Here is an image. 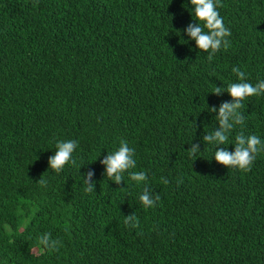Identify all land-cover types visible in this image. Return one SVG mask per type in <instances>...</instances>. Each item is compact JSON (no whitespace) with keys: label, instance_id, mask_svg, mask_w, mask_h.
<instances>
[{"label":"trees","instance_id":"trees-1","mask_svg":"<svg viewBox=\"0 0 264 264\" xmlns=\"http://www.w3.org/2000/svg\"><path fill=\"white\" fill-rule=\"evenodd\" d=\"M221 3L231 46L209 61L183 31L190 0H0V264H264V152L242 172L203 141L232 68L264 80V0ZM242 112L230 152L241 130L264 141V95ZM68 140L76 165L57 174L48 160ZM121 140L160 196L152 208L127 172L104 175ZM44 233L59 251L38 245Z\"/></svg>","mask_w":264,"mask_h":264},{"label":"clouds","instance_id":"clouds-1","mask_svg":"<svg viewBox=\"0 0 264 264\" xmlns=\"http://www.w3.org/2000/svg\"><path fill=\"white\" fill-rule=\"evenodd\" d=\"M192 11L195 16L193 23H190L184 33L187 34L190 40H194L196 47L208 53V60L212 61L217 52L223 49H228L231 42L228 39L231 36V31L225 26L223 17L218 12V7H222L221 0H190ZM232 72L236 75L239 82L230 83L227 88L215 87L213 94L219 95L222 92H227L232 98L230 102H223L219 108L208 107L209 113H216L215 118L218 121V127L211 133L203 136V141L219 145V150H215L214 159L219 164L226 168H236L242 172H250L257 158V155L264 152V141L257 135H245L241 130L234 138V151H228L222 145L228 144L230 134L236 126L243 125L245 116L242 109L245 108V101L250 97H258L264 95V80H260L255 85L247 82V73L239 67H233ZM194 127L196 124L194 122ZM78 147V142L75 140L58 141L56 143V151L48 160L49 168L57 174L61 173L68 165H76V160L73 158V153ZM190 156H196L200 151L199 144H191L188 149ZM135 150L130 148L126 140H121L119 147L110 152L101 163L105 166V176L120 184L124 174L127 172L130 179L136 182L137 185L144 184L145 187L139 196V200L143 207L147 210L156 205L160 200V196L154 198L150 189L147 187V173L140 171H131L136 168V160L134 159ZM93 173L84 174V183L86 185L85 192L91 193L94 191V182H91ZM163 183H168L163 180ZM38 183L46 185L47 181L39 179ZM124 223L126 226L137 227L139 225L138 217L135 214L125 216ZM50 233H44L38 237V245L47 249L50 252L59 251L61 241L59 239H51Z\"/></svg>","mask_w":264,"mask_h":264}]
</instances>
